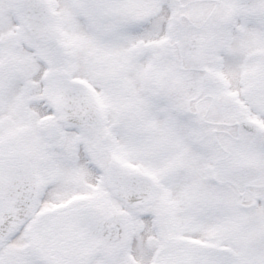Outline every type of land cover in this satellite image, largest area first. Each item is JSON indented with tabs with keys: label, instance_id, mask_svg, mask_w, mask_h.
Masks as SVG:
<instances>
[{
	"label": "snow or ice",
	"instance_id": "6c2138e0",
	"mask_svg": "<svg viewBox=\"0 0 264 264\" xmlns=\"http://www.w3.org/2000/svg\"><path fill=\"white\" fill-rule=\"evenodd\" d=\"M0 264H264V0H0Z\"/></svg>",
	"mask_w": 264,
	"mask_h": 264
}]
</instances>
